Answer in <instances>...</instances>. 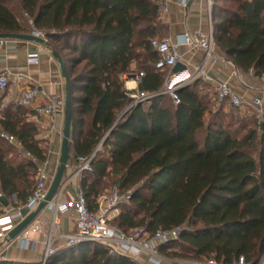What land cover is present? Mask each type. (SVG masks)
<instances>
[{
    "label": "trees",
    "instance_id": "16d2710c",
    "mask_svg": "<svg viewBox=\"0 0 264 264\" xmlns=\"http://www.w3.org/2000/svg\"><path fill=\"white\" fill-rule=\"evenodd\" d=\"M9 1L0 0V34L44 31L47 48L65 62L74 157L90 155L111 131L103 142L107 157L93 160L92 171L80 179L89 206L103 192L100 184L110 180L131 191L113 218L123 231L144 227L152 235L185 226L178 240L159 247L161 254L219 264L242 257L243 264H257L264 255V116L259 122L255 115L253 126L234 123L225 103L201 92L199 79L177 91V104L160 92L168 70L155 68L158 55L150 40L167 36L158 14L161 0H16L30 27L22 25ZM219 1L212 0L213 39L237 69L263 77L264 0H223L229 6ZM140 72L133 92L150 97L121 115L134 99L120 76ZM208 100L218 108L205 122ZM11 102L0 109V133L12 135L20 147L0 136V194L22 203L34 187L36 162L47 159L48 142L37 137L31 112ZM13 148L16 157H8ZM52 262L139 264L90 242L58 250ZM0 264L40 262L0 259Z\"/></svg>",
    "mask_w": 264,
    "mask_h": 264
},
{
    "label": "built area",
    "instance_id": "2783aa9c",
    "mask_svg": "<svg viewBox=\"0 0 264 264\" xmlns=\"http://www.w3.org/2000/svg\"><path fill=\"white\" fill-rule=\"evenodd\" d=\"M188 1L181 0V6L185 8ZM207 1V15L209 23H211L212 0ZM168 11L167 0H161L158 6V14L161 19L167 16ZM29 23L32 26L31 20H29ZM30 33L46 39L44 31L32 27ZM180 38V40L172 41L168 38L159 39L154 37L150 40V46L158 55L155 68L161 71L168 70L160 92L168 94L175 104L179 102L177 96L179 88L197 79H210L204 72L202 64L189 65L183 53L178 50V46L185 45L190 51L201 49L204 52L203 60H206L212 54V26L211 24L209 25V30L206 33H202L199 30L183 32L180 34ZM4 41L5 39H0V45ZM44 49L45 46L43 44H35L34 50L26 56L27 63L37 64ZM177 62L183 63L186 66V70L175 74L171 69ZM249 72L252 73L251 70ZM141 76V72L133 75L122 74L120 76L124 81L125 89L129 91V95L134 99L131 104L125 107L121 115L136 103H142L150 97L147 93L133 92L136 90ZM130 81L135 84L136 87L134 89L128 87ZM11 83L14 84L12 101L25 108H31L36 116L41 117L47 124H50L49 127L44 129L43 138L49 139L53 131L62 137V130L54 129L53 121L55 120L56 113L60 112L62 115L64 114V96L59 94L48 95L41 83L33 80L31 76L24 72H11L6 68L1 69L0 93L7 91ZM212 95L218 104L227 103L229 106H243V100L233 91L226 81L216 83L215 91ZM262 98H264V91H262L260 97L253 98L248 102V105L260 111ZM257 118L260 122L259 115H257ZM0 136L10 144L20 147L19 142L12 135L0 133ZM105 136L101 138L90 155L75 156L73 158V171L75 175L81 178L84 172L92 171L93 160L107 157L103 149V142L106 139ZM21 152L23 156L34 160L30 153L23 150ZM36 164L35 184L25 200L22 203H17L14 197L8 198L7 206H3L0 202V243H4L8 232L22 221L27 214L32 212L46 196L53 174L48 167L47 160L36 162ZM130 198V190H122L118 186L113 185L96 197L95 206L91 208L79 186L73 199L62 201L56 196L53 197L43 208L48 210V216L46 218L36 216L33 221L18 233L16 238L22 247L31 248L33 241L29 235L30 233L38 234L39 241L43 247L40 264H58V262H52V257L58 252L54 244L57 239L63 240V245L66 249L73 248L85 242L98 243L104 246L108 253L126 255L139 264H165L159 247L163 244L178 240L185 226H177L171 229H158L152 235H148L144 227L128 232L123 231L120 227L113 224V218L120 213L122 206L127 204ZM59 213H68L72 217L73 229L70 232H63L61 230ZM45 225H48V227L45 228ZM140 255L144 256V260L139 258ZM181 264L218 263L212 259L210 261L187 260Z\"/></svg>",
    "mask_w": 264,
    "mask_h": 264
},
{
    "label": "crops",
    "instance_id": "0c3cea01",
    "mask_svg": "<svg viewBox=\"0 0 264 264\" xmlns=\"http://www.w3.org/2000/svg\"><path fill=\"white\" fill-rule=\"evenodd\" d=\"M167 2L169 11L167 16L162 18L168 30L166 38L172 41L180 40V34L183 32L199 30L202 33H206L209 30V25L211 24L212 26V19L211 23H209L207 15V0H189L185 8L181 6V0H167ZM35 44L36 43L33 42L20 40H5L4 43L0 45V70L6 68L11 72H24L31 76L33 80L41 83L48 95L59 94L64 96V79L61 76L59 64L52 57V53L47 47H45L44 52L41 53L40 60L37 64L27 63L26 56L34 50ZM178 50L183 53L189 65H203V70L210 79H199L203 82L201 92L207 94L210 98H213L212 94L215 91L216 83L226 81L233 91L243 100V106L238 107V109L243 112L248 107H251L248 105V102L253 98L260 97L262 91H264V76L256 77L249 71L237 69L233 63L223 55L219 45L214 39L212 54L207 57L206 60H203L204 52L201 49L190 51L185 45H179ZM128 87L134 89L136 86L130 81ZM7 91L10 93V100H12L14 91L13 83H11ZM25 109L31 112L28 114V119L33 121L37 126V137L44 139V129L49 127L50 124H47L41 117L36 116L31 108ZM260 112L261 115L264 116V98H262ZM119 114H121V111H119ZM63 119L64 114L62 115L60 112L56 113L55 120L53 121L54 129L62 130ZM44 140L48 142L46 160L50 171L54 175L57 167L55 160L59 158L58 155L60 154L61 137L53 131L50 138ZM69 155L70 159L68 156L59 190L55 195L62 201L73 199L77 188L80 186L81 178L75 175L73 171L74 151L72 147L69 148ZM48 214L49 212L47 209H42L37 216L39 218H46ZM58 216L61 230L63 232H70L73 229L72 217L68 213H59ZM48 225H45V228H47ZM29 237L33 241V246L31 248L22 247L16 237L9 242L0 243V259L41 263L43 247L39 241V236L37 233H30ZM54 244L58 250L64 248L62 239H57ZM3 253L4 256H1ZM139 258L144 260L143 255H140ZM163 259L165 264H181L184 261L191 260L181 257H168L165 255H163ZM236 264L243 263L242 261L239 263L237 261ZM257 264H264V255L259 259Z\"/></svg>",
    "mask_w": 264,
    "mask_h": 264
},
{
    "label": "water",
    "instance_id": "95a60500",
    "mask_svg": "<svg viewBox=\"0 0 264 264\" xmlns=\"http://www.w3.org/2000/svg\"><path fill=\"white\" fill-rule=\"evenodd\" d=\"M0 39L5 40H20L25 42H33L36 44H43L47 47V40L38 36H35L31 33L24 34V33H1ZM52 57L57 61L59 64V68L61 71V76L64 79V119H63V128H62V137L60 143V154L58 158V164L55 169V173L53 178L50 182L48 187L46 196L43 201H41L38 206L26 217L20 221L11 231L8 232L4 242H9L13 240L18 233L25 228L34 218L41 212V210L45 207L46 203L49 202L58 192L59 186L66 168L68 156H69V143H70V133H71V116H72V102H71V87H70V80L69 75L67 73L66 65L61 56L55 52L51 51ZM173 73H178L186 70V66L181 63L177 62L172 67ZM180 89V88H179ZM147 101V100H146ZM140 102L136 103L139 104ZM135 104V105H136ZM134 105V106H135ZM111 131L107 133L105 138L109 135ZM0 202L3 206H7L8 200L7 198L1 195ZM3 243V242H2ZM4 256V253L1 255ZM242 261V257H239L238 263Z\"/></svg>",
    "mask_w": 264,
    "mask_h": 264
},
{
    "label": "rangeland",
    "instance_id": "374dc122",
    "mask_svg": "<svg viewBox=\"0 0 264 264\" xmlns=\"http://www.w3.org/2000/svg\"><path fill=\"white\" fill-rule=\"evenodd\" d=\"M219 3L220 4H223L224 6H229L230 5V3L228 1H223V0H220ZM8 4L13 9V11L16 13L17 17L20 19L22 25L25 26V27H30L29 20H26V16L24 14L22 15L20 13V10L18 8V5H17L16 0H10ZM162 22H163V20H162ZM157 38H159V39H165L166 37L157 36ZM49 50L51 51V49H49ZM81 67L82 66L79 65V66H77V69L80 70ZM0 99H1L0 109H2V107H8L10 105V103H12L11 100H10V93L8 91H5L2 94V96H1ZM206 100H207V97H206ZM208 101H209L208 110L206 111V113L204 115L205 122H207L215 114V111L218 108V105L215 103V101H210V100H208ZM224 111H226L228 113H232V116L234 118L233 119V122L234 123H236V120L239 119L241 121L242 120L243 121H246V122L250 123L251 126H253L252 121H253V119H255L254 118L255 115H256V117H257V115H259V119L260 120H262V118H263V116L261 115V112L259 110H255L252 107H248L246 110H244L242 112L239 109L238 110H233L231 106H229L228 104H226L224 106ZM242 133L243 132H241L239 135H241ZM203 134H204V130L201 131L198 134V137L200 139H202ZM4 145H6V144H4ZM8 157H16V150L14 148L11 149V152L10 153H8ZM69 159H70V155H69ZM55 164L57 166L58 159L55 160ZM109 186H111V181L110 180H105V181H103V183L100 184V190L104 192L105 189L108 188ZM169 247H171V248H177V245H175V243H172ZM210 260H212V259L211 258H204V257H202L200 259V261H210Z\"/></svg>",
    "mask_w": 264,
    "mask_h": 264
},
{
    "label": "bare ground",
    "instance_id": "6f19581e",
    "mask_svg": "<svg viewBox=\"0 0 264 264\" xmlns=\"http://www.w3.org/2000/svg\"><path fill=\"white\" fill-rule=\"evenodd\" d=\"M130 85H132V84H130Z\"/></svg>",
    "mask_w": 264,
    "mask_h": 264
}]
</instances>
